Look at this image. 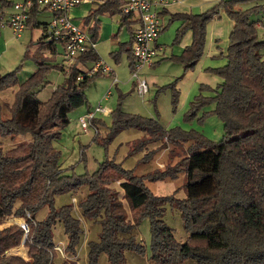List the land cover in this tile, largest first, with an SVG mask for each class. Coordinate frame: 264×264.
I'll return each mask as SVG.
<instances>
[{"label": "trees", "instance_id": "trees-1", "mask_svg": "<svg viewBox=\"0 0 264 264\" xmlns=\"http://www.w3.org/2000/svg\"><path fill=\"white\" fill-rule=\"evenodd\" d=\"M254 1L260 0H219L202 13H176L169 19L181 22L177 38L185 30L192 33L191 43L179 58L185 69L192 67L202 53L207 23L219 17L220 12L233 21L223 55L225 63L210 68L220 82L213 89L207 85L199 88L213 90L214 95L195 96L185 113V119L190 120L204 103L214 101L213 113L223 124L220 139L212 141L194 129L164 128L156 118L124 111L120 102L110 112L111 125L105 136L99 135V129L105 127L104 120L97 116L91 120L96 130L94 139L101 143L126 129L143 131L144 138L135 140L130 150L146 151L139 160L142 163L152 159L156 150L165 147L161 146L164 143L187 144V153L174 165L140 175L113 159L103 160L90 174H64L61 170L60 151L54 146L60 135L58 129L68 122L71 109L86 102L88 81L100 76L89 77L86 73L100 57L95 46L88 45L83 53L66 62L63 42L47 40L44 31L48 22L36 20L38 12L46 9L30 10L26 26L42 25L43 29L33 55L36 70L24 81L18 80V67L0 75V93L7 88L14 90L12 103H4L7 117L2 116L0 104V136L12 139L30 135L29 140L7 149L0 142V225L13 215L24 219L28 231L19 224L0 229V264H54L61 255L53 238L57 224L63 226L67 236L64 252L75 256L83 232L80 220L73 216L72 204L55 208L53 200L56 194L82 186H87L89 192L77 206L84 217L100 227L97 239L87 244L89 264H95L100 254L106 255L109 264H125L126 251L143 256L145 248L137 239L136 228L145 218L150 221L151 264H185L187 260L193 264H264V36L259 39L257 35V24H264L263 20L251 19L261 10L264 16V8L260 4L237 7ZM12 3L0 0L3 16ZM125 3L126 0L93 2L80 25L90 42L96 43L101 16L118 17L120 28L125 26L129 32V39L120 43L119 53H126L131 68L137 18L122 11ZM1 22L2 19L0 30ZM28 51L27 48L26 55ZM53 68L63 72L64 80L47 100L40 101L36 94ZM170 87L175 103L177 89L173 83ZM149 145L153 147L148 151ZM179 174H184V182L177 188L185 190L183 197L176 196L177 190L168 195L155 194L145 184ZM166 204L181 215L187 233L183 242L175 238L163 219ZM19 246L27 248L26 258L10 252ZM60 264L68 263L64 260Z\"/></svg>", "mask_w": 264, "mask_h": 264}, {"label": "rangeland", "instance_id": "rangeland-1", "mask_svg": "<svg viewBox=\"0 0 264 264\" xmlns=\"http://www.w3.org/2000/svg\"><path fill=\"white\" fill-rule=\"evenodd\" d=\"M22 0H13V2ZM255 4H260L264 8V0L239 4L237 7L241 9L249 8ZM93 7L92 3L87 6ZM86 6L85 4H81ZM223 12H220L221 14ZM70 17H75V20H81L79 14L73 13V8L69 10ZM8 14L5 11L4 21ZM226 15L223 13V17ZM52 14L48 10L39 11L36 20L40 23L50 21ZM220 18V15L219 17ZM170 19V18H169ZM251 19L263 20L262 10L257 14H253ZM118 17L109 15L101 16V24L103 25L100 31H109V39H98L96 48L100 59L111 66L117 77V84L111 86L109 96L104 98L108 91L111 82V76L101 74L90 79L85 87L86 102L80 106L71 109L68 114V122L58 130L60 135L54 141V146L60 151L59 164L64 174H90L93 173L99 163L105 159H113L115 162L121 163L125 169H134L137 175L155 170L165 169L168 166L174 165L176 161L187 153V144L173 145L171 143L162 144L165 146L161 150H156L153 158L148 162L142 163L139 160L145 155V150L131 152L132 144L135 140L144 138V132L135 128L120 131L112 139L106 143H101L95 140V128L90 125L88 131H83L79 117L85 114L88 106L95 110L98 102L107 107L109 113L97 114V118H101L105 122V127L99 129V135L105 136L107 127L111 125L110 112L117 107L120 102L122 108L126 112L139 114L146 117L156 118L164 128L180 127L184 130L194 129L204 135L206 138L216 141L223 134V124L221 120L213 113L215 102H206L197 111L196 116L190 120L185 119V113L188 111L190 102L195 96L202 95L211 97L214 95L213 90L206 89L200 91L201 85H207L211 89L215 88L220 82V78L210 72V68L221 66L225 63L223 55L220 57L211 56V51L214 44L211 40V29L205 27L204 44L202 53L196 63L185 69L184 63L179 59L183 49L190 43L181 47V43L186 39L184 33L177 38L176 32L180 21L173 20L167 22V17H163L164 24L161 41L166 44L165 49L174 48L173 54L168 53L165 60H161L154 66H144L138 73V78H133L131 69L128 67L127 56L124 51L120 50V43L128 40L129 32L125 26L120 28ZM107 25V27L105 26ZM159 33V34H160ZM43 34L42 25L34 27V25L26 26L21 37L16 38L8 25L1 26L0 30V75L10 72L18 67L17 77L19 81H24L31 73L36 70L35 49L37 42ZM116 36H113L115 35ZM257 35L261 39L264 36V27L257 24ZM190 39V38H188ZM186 39V40H188ZM191 41V39H190ZM222 39L220 43H222ZM60 47V46H59ZM27 48L29 51L26 53ZM47 54V53H45ZM62 57L59 55L57 61L60 62ZM220 62V63H218ZM99 75V74H96ZM104 75V76H103ZM144 79L148 83H144ZM64 74L60 70L50 69L45 75V85L36 94L40 101H45L51 95L55 87L62 83ZM140 81L144 84L142 91L137 90L136 83ZM175 84L177 89V100L173 103V94L170 84ZM147 89V91H146ZM14 90L7 88L0 93V104L3 105L2 116L9 115L4 103L11 104L13 101ZM30 139V135H16L11 137L0 136V142L4 149ZM153 145L148 146V151ZM184 182V174H179L176 178L165 179L159 181H145V184L155 194L168 195L175 190L177 197L185 196V190L179 188ZM119 189L118 187H116ZM87 186H82L78 190L66 191L56 194L53 200V206L59 208L65 204H72V214L80 220L83 230L79 242L76 246V255L68 256L64 252V245L67 242V236L64 233L63 226L57 224L53 230L54 242L57 247L60 246L62 252L58 260H54V264H60L65 260L68 264H89L87 260V244L90 240H96L99 232V224L84 217L81 209L77 206L78 200L88 193ZM126 199L123 198V203ZM125 206V204H124ZM126 207V206H125ZM163 219L173 229L175 238L183 242L187 238V233L183 227V221L179 211L170 205L166 204ZM125 209V208H124ZM47 210V209H46ZM127 212V208L125 209ZM45 215L40 213L39 218ZM23 218H18L9 215L0 229L12 224H19ZM137 239L144 245V255L140 256L132 251L125 252V264H151L150 260V221L145 218L136 228ZM57 250V249H56ZM27 248L19 246L12 249L10 252L26 258ZM58 251V250H57ZM95 264H109L105 254H100ZM185 264H193L192 260H187Z\"/></svg>", "mask_w": 264, "mask_h": 264}, {"label": "built area", "instance_id": "built-area-1", "mask_svg": "<svg viewBox=\"0 0 264 264\" xmlns=\"http://www.w3.org/2000/svg\"><path fill=\"white\" fill-rule=\"evenodd\" d=\"M96 1L103 2L105 0H22L12 3L11 12L4 21V16L0 12L2 19L1 26L8 25L12 34L16 38H20L25 27L26 20L30 10L33 8H41L50 11L53 16L46 24L45 36L47 40L61 41L64 44V57L66 62H70L74 56L83 53L88 45L95 46L94 42H90L87 32L76 23L69 15V10L82 4L93 3ZM169 1L177 0H158L157 3L166 5ZM153 2L151 0H126L122 11L131 14L137 18L136 27L133 33L132 54L134 63L131 67L133 78H138V73L144 66L154 64V57L157 49L152 46V43L158 37L162 30V23L156 11L152 9ZM87 76L91 77L96 74H106L112 77L113 83L117 82L114 69L106 64L105 61L99 59L87 71ZM82 74L79 78L81 79ZM137 90L142 91L143 83H136ZM110 91L104 95L107 98ZM109 113L107 107L99 103L95 110H88L84 115L79 117V123L83 131H88L91 120L97 114ZM20 227L27 232L28 227L24 219L19 223ZM60 253V246L55 247Z\"/></svg>", "mask_w": 264, "mask_h": 264}, {"label": "crops", "instance_id": "crops-1", "mask_svg": "<svg viewBox=\"0 0 264 264\" xmlns=\"http://www.w3.org/2000/svg\"><path fill=\"white\" fill-rule=\"evenodd\" d=\"M151 1L153 2L152 9L154 11H156L160 17V20L162 23V30H163V28L165 26L164 24H166L168 22V20H169V18H171L172 14H176V13L199 14V13H202V12L206 11L207 9L211 8L212 6H214L219 0H177V1H169L166 5H161V4L157 3L158 0H151ZM82 4H85L86 6L81 7L80 6L81 4H80V5L73 8V13L79 14L81 17V20H75V17L72 16L74 21L78 24H81L82 18L84 16H86L88 11L91 9V5H90V7L87 6L89 3H82ZM4 11H7V14H9L11 12V7L5 9ZM218 15H220V18H214L207 23V28L211 29V40L214 44V47L211 51L212 57H216V55L220 57L221 55L225 54V51L227 48L228 34L231 31L232 26H233V21L229 17H227V16L223 17V13L218 14ZM52 16H53V14H52ZM163 17H167L166 23L163 20ZM102 26L103 25L101 24V26L99 28L98 39H109L110 34H109L108 29L106 32H104L103 30L100 31ZM105 26L107 27L106 24H105ZM135 27H136V24L133 26V28H135ZM180 27H181V22H180L177 29H179ZM184 35H186V39H188V38L192 39V33L190 30H185ZM113 36H116V34ZM161 37H162V34L160 33L158 35V37L156 38V40L152 43V46L157 49V53L154 57V65L163 59L165 60V58L168 56V53L173 54V51H174L173 47H171L169 50H167V48L165 49L166 44L161 41ZM98 39H97V43H98ZM128 39H129V36H128ZM186 39L181 43V47L188 44L189 42L191 43L190 39H188V40H186ZM221 39L223 40L222 43H220ZM96 46L97 45L95 43V48H96ZM96 51H97V48H96ZM218 63H220V62H218ZM129 69H131V68H129ZM139 73H140V71H139ZM107 76H109V75H107ZM110 80H111V82H110V87H109L108 91H111V86H115L117 84V82L113 83L112 77ZM144 83H146V85H147L146 88L148 89V83L146 82L145 79H144ZM147 89H146V91H147ZM105 99L106 98H103V99H101V101H103ZM101 101H99L98 103H100ZM92 107H94V106H88L85 113L88 110L93 109Z\"/></svg>", "mask_w": 264, "mask_h": 264}]
</instances>
